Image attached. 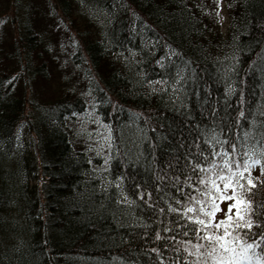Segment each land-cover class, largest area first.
Segmentation results:
<instances>
[{
  "label": "trees",
  "instance_id": "obj_1",
  "mask_svg": "<svg viewBox=\"0 0 264 264\" xmlns=\"http://www.w3.org/2000/svg\"><path fill=\"white\" fill-rule=\"evenodd\" d=\"M3 1L0 264H214L190 222L209 218L187 208L207 199L200 168L264 165V0H226L225 35L212 0ZM56 66L70 72L46 96L34 83ZM250 175L264 205L261 165Z\"/></svg>",
  "mask_w": 264,
  "mask_h": 264
},
{
  "label": "snow or ice",
  "instance_id": "obj_2",
  "mask_svg": "<svg viewBox=\"0 0 264 264\" xmlns=\"http://www.w3.org/2000/svg\"><path fill=\"white\" fill-rule=\"evenodd\" d=\"M235 151L236 147L233 145L232 152ZM217 155L228 157L229 153H217ZM234 165L237 170L241 168L240 163L230 158L224 159L221 165L213 163L211 168H200V171L210 173L207 179L200 181L207 188V191H202L200 196L207 199L194 198L196 204L200 205L199 209L187 208V213L199 212L203 217L209 218L206 220L197 215L195 218H190V222L200 226L199 231L204 233L200 239L208 242L207 246L193 245L196 256L199 258L206 254L214 261V264H242L244 260H251V256L248 255L250 250L253 253L256 248L264 250V225L257 223L256 227L260 230L252 233L256 207H264V205L254 207L251 200L247 198V194L256 187V183L251 178L250 169L261 165V174L264 175V165H262L261 159H253L251 156L243 162L242 171L234 170ZM245 173H248L247 177ZM242 180L245 182L241 183ZM229 191H231V195H228ZM218 201H231V203L224 211ZM220 212L224 213L225 218L216 221L217 213ZM208 229H215V231H208ZM238 230H244L246 234L251 233L255 237L254 241L252 243L243 241L237 234ZM193 232L199 235L196 229H193ZM237 247L240 251H237ZM192 254L189 253V255ZM257 259L259 260L260 257Z\"/></svg>",
  "mask_w": 264,
  "mask_h": 264
},
{
  "label": "rangeland",
  "instance_id": "obj_3",
  "mask_svg": "<svg viewBox=\"0 0 264 264\" xmlns=\"http://www.w3.org/2000/svg\"><path fill=\"white\" fill-rule=\"evenodd\" d=\"M44 2V0H42ZM4 1L3 0H0V3H3ZM212 2L214 3V6H215V9H216V14H217V17H218V23H217V26H216V29L223 33V35H225L228 31V26H229V10L227 8V3H226V0H212ZM38 5H40L41 7L43 6L44 3H37ZM45 4H48V3H45ZM44 4V6H45ZM78 9V10H77ZM75 10L76 13H79L80 14V17L81 18H89L87 16V14L85 12L87 11H84L82 8H77ZM80 18V19H81ZM56 20V22H54L55 25H57V31H60L62 29L63 26H65V24L63 22H59V19L57 17L54 18ZM90 19V18H89ZM7 24H9V19L5 20ZM91 24H96L95 20L93 19V17L90 19L89 21ZM62 24V25H61ZM91 24L89 25L90 28L92 27ZM78 28V26H77ZM80 29H83V25L80 24ZM74 31L76 32V30L74 29ZM57 68H59L61 70L60 72V75L58 74L56 77L53 76V78L47 82V83H44V82H35L34 83V87L35 88H39V90L43 91L44 95H48V94H51L52 92L58 90L60 87V83H61V80H62V74H67L70 72V68L68 69H65L63 67H59V66H56ZM50 70L53 71V68L51 67ZM71 78V82L76 83L79 82L81 83L80 79H79V76L78 74H74V75H71L69 74ZM78 88H81L83 87L82 84H78L77 85ZM35 95V94H34ZM222 208L225 210L227 208L226 204H222Z\"/></svg>",
  "mask_w": 264,
  "mask_h": 264
}]
</instances>
